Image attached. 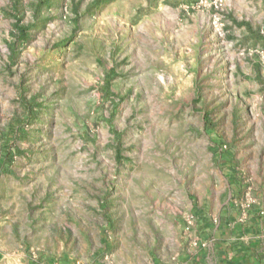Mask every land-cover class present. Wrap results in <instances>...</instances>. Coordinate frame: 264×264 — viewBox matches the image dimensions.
I'll list each match as a JSON object with an SVG mask.
<instances>
[{
  "label": "rangeland",
  "instance_id": "rangeland-1",
  "mask_svg": "<svg viewBox=\"0 0 264 264\" xmlns=\"http://www.w3.org/2000/svg\"><path fill=\"white\" fill-rule=\"evenodd\" d=\"M228 225L264 251V0H0V264H179Z\"/></svg>",
  "mask_w": 264,
  "mask_h": 264
},
{
  "label": "crops",
  "instance_id": "crops-1",
  "mask_svg": "<svg viewBox=\"0 0 264 264\" xmlns=\"http://www.w3.org/2000/svg\"><path fill=\"white\" fill-rule=\"evenodd\" d=\"M238 230L228 225L230 239L216 238L207 249L198 246L193 256L179 264H264V251L256 249L252 242L242 241L236 234Z\"/></svg>",
  "mask_w": 264,
  "mask_h": 264
}]
</instances>
